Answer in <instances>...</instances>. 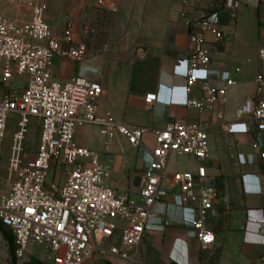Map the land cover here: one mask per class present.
Here are the masks:
<instances>
[{
	"label": "built area",
	"instance_id": "built-area-1",
	"mask_svg": "<svg viewBox=\"0 0 264 264\" xmlns=\"http://www.w3.org/2000/svg\"><path fill=\"white\" fill-rule=\"evenodd\" d=\"M100 1L98 8L102 7ZM5 4L28 12V18L0 14V82L7 84L13 77L25 80L19 93L11 90L0 96V159L8 119L17 117L6 176H0V183L6 187L0 189V225L13 238L14 257L21 259L27 245L34 244L47 253L49 264H85L89 259L108 257L126 264H142L139 244L152 217L151 208L166 199L174 187L175 204L191 215L189 225L198 243L202 248L210 246L214 236L206 220L210 213L226 206V200L213 185L196 187L195 179L205 178L203 166L198 165L194 174L166 170L171 155L190 157L197 163L207 157L204 125L173 122L152 131L153 146H142L149 161L141 175L137 200L105 185L107 169L96 153L74 142L75 130L95 126L106 146L118 135L131 147L141 146L149 130L126 125L107 110L99 114L100 83L79 77L63 82L52 78L54 57L74 62L85 57L86 47L74 40L71 24L65 26L59 39L50 32L42 0H5ZM238 4V0H226L222 7L200 14L187 25L188 54L175 61L172 73L185 81L186 95L200 84L202 97L173 104L164 89L161 103L199 112L215 110V117L222 119L227 92L235 82L230 74L218 86L207 80L210 59L204 35L209 33L215 43L222 42L225 11ZM182 8L190 10L192 5L184 1ZM147 56L142 48L134 51L135 60ZM258 57L264 60V48L258 50ZM238 71L235 68L233 73ZM254 83L255 97L246 98L236 116L238 121L249 120L264 127V70L255 75ZM158 101V95L144 96L145 104ZM31 120L39 126L36 153L32 159L21 161L20 145ZM252 149H258L256 142ZM259 157L264 159V154ZM236 159L244 165L252 164L254 158L251 153L239 154ZM250 178L249 174L241 177L243 191L258 193L255 185L249 188Z\"/></svg>",
	"mask_w": 264,
	"mask_h": 264
},
{
	"label": "crops",
	"instance_id": "crops-1",
	"mask_svg": "<svg viewBox=\"0 0 264 264\" xmlns=\"http://www.w3.org/2000/svg\"><path fill=\"white\" fill-rule=\"evenodd\" d=\"M1 1L4 5L1 15L28 18L25 9L8 7L5 0ZM184 1L190 2L192 9H183ZM225 1L102 0V7L98 8L97 0H42L50 32L61 39L63 29L71 24L74 40L86 47L80 62L54 57L52 78L63 82L79 77L100 83L99 114L107 110L126 125L149 130L139 147L129 146L118 135L107 146L102 140L95 145L99 162L108 171L105 185L137 200L141 175L149 161L142 146L149 149L153 146L152 131L173 122L204 125L207 157L197 163L190 157L171 155L166 170L194 174L201 165L205 178L195 179L196 187L213 185L224 197L226 206L210 213L205 223L214 241L206 248L200 246L189 225L191 215L175 204L174 187L169 189L166 199L151 208L152 217L139 244L142 264H264V159L259 157L264 154V127L249 120L238 121L236 116L243 101L255 97L254 77L264 70V60L258 57V50L264 48V0H238L236 7L226 9L222 42L215 43L209 33L204 35L210 59L207 80L218 86L230 74L235 82L227 92L222 119L215 117V110L199 112L161 103L164 89L173 104L202 97L200 84L186 95L185 81L172 73V67L188 54V23L200 14L222 7ZM251 9L255 10L257 25L255 22L252 31L244 32L239 29L240 23L245 18L244 12ZM136 48L146 50L147 58L135 60ZM235 68L239 71L234 74ZM24 82L21 77H13L7 84L0 82V96L11 90L19 93ZM147 94L158 95L159 101L145 104ZM94 129L97 128H77L74 142L91 150L89 143ZM255 142L257 150L252 149ZM251 153L252 164L242 165L236 159L239 154ZM245 174L251 175L249 188L255 185L258 193L243 191L241 177ZM104 260L109 264H126L113 257ZM92 261L95 260L85 263Z\"/></svg>",
	"mask_w": 264,
	"mask_h": 264
},
{
	"label": "rangeland",
	"instance_id": "rangeland-1",
	"mask_svg": "<svg viewBox=\"0 0 264 264\" xmlns=\"http://www.w3.org/2000/svg\"><path fill=\"white\" fill-rule=\"evenodd\" d=\"M4 9V5L2 1L0 0V12ZM4 11V10H3ZM248 13L250 15L248 16ZM11 14V13H10ZM246 14L244 19L240 23L239 29H241L244 32H250L253 30V27H255V22L257 25V20L254 21L255 18V10H249L248 12H244ZM249 18H248V17ZM251 19V20H250ZM252 45H250L251 47ZM251 57L254 56L253 53V47L250 48ZM257 51V50H256ZM257 56V53H256ZM12 83L8 84L11 85ZM15 87H19L18 84L14 85ZM16 118L14 116L11 117V119L8 122V125L6 127L5 137L2 141L1 145V159H0V176L5 177L6 176V166L9 157L12 153V147L14 145L13 142V135L16 132L15 127ZM38 134H39V126L38 123L35 121H29L26 127V131L23 135L22 141H21V150H20V159L21 161H28L32 159L35 156L36 153V147L38 142ZM100 140L104 141V139L99 135L97 129H94L93 134L91 135V142L89 143L91 151L96 153L98 149H96V144L98 145ZM104 147V146H103ZM99 152V151H98ZM52 175V171L49 172V178ZM0 189L6 190V187L3 183H0ZM1 231H6V229H2L0 227V264H10V257L8 254V248L5 239L2 236ZM9 235V233L7 232ZM47 253L43 250L41 246L34 245V244H28L26 248V254L21 259H16L15 264H34L35 262L40 264H49V262L46 259ZM85 264H109L106 260H95L92 262H88Z\"/></svg>",
	"mask_w": 264,
	"mask_h": 264
},
{
	"label": "trees",
	"instance_id": "trees-1",
	"mask_svg": "<svg viewBox=\"0 0 264 264\" xmlns=\"http://www.w3.org/2000/svg\"><path fill=\"white\" fill-rule=\"evenodd\" d=\"M0 227L2 229H6L5 227L1 226ZM6 231L9 233V235L7 234V232L5 231H1L2 233V236L3 238L5 239L6 241V244H7V248H8V254H9V257H10V264H15V260L16 258L14 257V244H13V238L9 232L8 229H6ZM34 264H40V263H37L35 262Z\"/></svg>",
	"mask_w": 264,
	"mask_h": 264
}]
</instances>
